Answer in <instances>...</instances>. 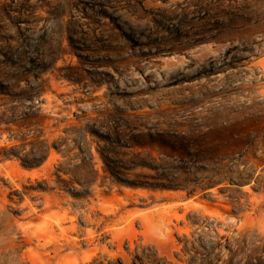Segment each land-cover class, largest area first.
I'll return each mask as SVG.
<instances>
[{"label": "rangeland", "instance_id": "obj_1", "mask_svg": "<svg viewBox=\"0 0 264 264\" xmlns=\"http://www.w3.org/2000/svg\"><path fill=\"white\" fill-rule=\"evenodd\" d=\"M0 264H264V0H0Z\"/></svg>", "mask_w": 264, "mask_h": 264}]
</instances>
